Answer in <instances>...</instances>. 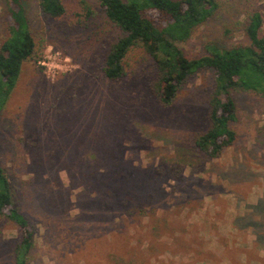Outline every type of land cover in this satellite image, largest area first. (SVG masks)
<instances>
[{
    "label": "rangeland",
    "instance_id": "374dc122",
    "mask_svg": "<svg viewBox=\"0 0 264 264\" xmlns=\"http://www.w3.org/2000/svg\"><path fill=\"white\" fill-rule=\"evenodd\" d=\"M59 19L23 0L43 45L0 112V165L14 205L36 229L31 264H264V98L235 95V144L216 158L195 146L208 126L215 76L201 70L162 106L156 71L140 49L124 76L102 67L120 37L96 0H62ZM216 17L179 44L189 58L244 42L264 0H217ZM9 23L0 0V45ZM18 232L0 218V264H13Z\"/></svg>",
    "mask_w": 264,
    "mask_h": 264
},
{
    "label": "trees",
    "instance_id": "16d2710c",
    "mask_svg": "<svg viewBox=\"0 0 264 264\" xmlns=\"http://www.w3.org/2000/svg\"><path fill=\"white\" fill-rule=\"evenodd\" d=\"M106 20L120 32L106 55L102 72L108 80L124 76L123 61L133 49L142 50L152 61L156 79L152 93L164 107L171 106L180 89L201 70L214 73V85L207 96L208 126L195 140L196 150L207 158L218 157L237 140L232 127L237 121L236 97L240 93L264 98V15L251 13L243 28L244 42L219 47L208 43L206 54L189 58L179 44L216 17L217 0H96ZM9 23L0 45V112L4 108L26 62L40 63L43 45L33 37L23 0H6ZM45 16L59 19L66 14L62 0H39ZM0 218L18 232L11 250L13 264H31L36 229L14 205L11 184L0 165ZM123 244L115 250L118 264H125ZM127 254V255H123Z\"/></svg>",
    "mask_w": 264,
    "mask_h": 264
}]
</instances>
